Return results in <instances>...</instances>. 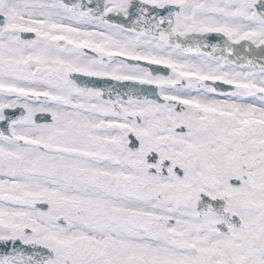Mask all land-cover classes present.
<instances>
[{
	"label": "snow or ice",
	"instance_id": "snow-or-ice-1",
	"mask_svg": "<svg viewBox=\"0 0 264 264\" xmlns=\"http://www.w3.org/2000/svg\"><path fill=\"white\" fill-rule=\"evenodd\" d=\"M0 264H264V0H0Z\"/></svg>",
	"mask_w": 264,
	"mask_h": 264
}]
</instances>
